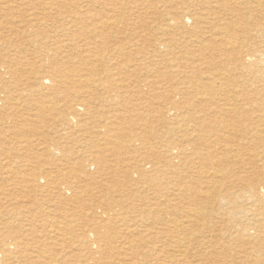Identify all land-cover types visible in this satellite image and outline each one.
<instances>
[{"label": "bare ground", "instance_id": "obj_1", "mask_svg": "<svg viewBox=\"0 0 264 264\" xmlns=\"http://www.w3.org/2000/svg\"><path fill=\"white\" fill-rule=\"evenodd\" d=\"M195 259L264 264V0H0V264Z\"/></svg>", "mask_w": 264, "mask_h": 264}, {"label": "rangeland", "instance_id": "obj_2", "mask_svg": "<svg viewBox=\"0 0 264 264\" xmlns=\"http://www.w3.org/2000/svg\"><path fill=\"white\" fill-rule=\"evenodd\" d=\"M131 10H132V9H127V13L131 12ZM132 11H136V10H132ZM198 259H199V258H198ZM198 259H197V260H198ZM195 260H196V259H195ZM195 260H193V263H192V264H199V262H201L200 260H199V262L196 260V261L198 262V263H197ZM200 264H202V262H201Z\"/></svg>", "mask_w": 264, "mask_h": 264}]
</instances>
